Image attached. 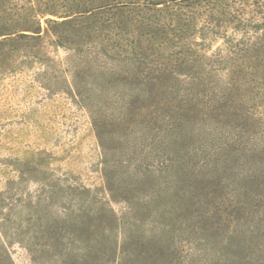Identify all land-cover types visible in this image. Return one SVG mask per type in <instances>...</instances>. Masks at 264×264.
Segmentation results:
<instances>
[{
    "label": "rangeland",
    "instance_id": "obj_1",
    "mask_svg": "<svg viewBox=\"0 0 264 264\" xmlns=\"http://www.w3.org/2000/svg\"><path fill=\"white\" fill-rule=\"evenodd\" d=\"M135 1L65 23L47 15L57 21L42 18L33 32L37 24L26 31L18 20L27 0H0V264H41L35 250L103 251L129 203L143 205L149 226L159 218L166 200L153 202L151 171L171 155L168 139L154 137L147 109L133 106L148 101L143 91L177 83L151 75L264 70L249 50L264 42V0ZM263 232L216 248L219 264H263ZM205 234H173L185 239V264H216Z\"/></svg>",
    "mask_w": 264,
    "mask_h": 264
},
{
    "label": "trees",
    "instance_id": "obj_2",
    "mask_svg": "<svg viewBox=\"0 0 264 264\" xmlns=\"http://www.w3.org/2000/svg\"><path fill=\"white\" fill-rule=\"evenodd\" d=\"M27 2L22 6L25 14L17 18L24 30L30 31L33 22L37 24V31L33 32H39L40 19L57 21L47 15L63 17L61 22L65 23L92 18L94 12L127 8L138 1ZM249 47L255 52L252 58L261 55L264 64V42ZM139 55L143 59L140 63H144L145 54ZM150 79L177 83L143 91L148 94V101L133 106L139 115L147 109L154 137L168 139L171 155L159 160L158 168L151 171L159 174L155 181L158 188L152 191L153 202L163 196L165 208L149 226L143 218L147 211L143 205L135 207L128 202L131 215H114L115 227H122L117 234L109 235L110 245L105 250L91 248L72 257L65 251H30L36 253L41 264H185L188 250L183 252L178 246L185 239L174 242L173 234L185 233L189 238L199 232H208L201 240L216 244L214 261L219 264L216 248L230 249L240 235L243 246L246 232L264 229V70L231 72L223 77L202 73L188 79L161 72ZM187 80L190 85H180ZM162 173L165 176L160 179ZM159 181L164 184L161 186ZM193 218L195 223H191ZM101 220L112 224L114 218L106 216ZM89 238L96 239L92 234ZM208 251L204 249L203 255ZM246 259L249 262L248 256Z\"/></svg>",
    "mask_w": 264,
    "mask_h": 264
}]
</instances>
